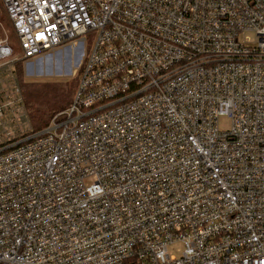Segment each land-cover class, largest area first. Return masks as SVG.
Here are the masks:
<instances>
[{"label":"built area","instance_id":"obj_1","mask_svg":"<svg viewBox=\"0 0 264 264\" xmlns=\"http://www.w3.org/2000/svg\"><path fill=\"white\" fill-rule=\"evenodd\" d=\"M2 1L82 75L0 138V264H264V0Z\"/></svg>","mask_w":264,"mask_h":264},{"label":"rangeland","instance_id":"obj_2","mask_svg":"<svg viewBox=\"0 0 264 264\" xmlns=\"http://www.w3.org/2000/svg\"><path fill=\"white\" fill-rule=\"evenodd\" d=\"M0 41L7 42L12 48L10 54L0 58V101H3L6 95L13 98L21 95L22 92L20 94L18 92V89L21 91V88L17 79L20 68L23 69L21 76L25 82L38 84L42 101L52 100V95L46 94V98L44 97L49 83H60L65 88H69L72 90L71 99L74 98L82 75L78 67L81 61L79 51L69 45H64L35 59L24 60L23 48L2 0H0ZM91 45L92 43H89L83 58L87 57ZM1 87H4L5 91ZM21 96L26 101L25 93ZM23 100H16L13 105L14 111L8 108L0 116V138H4L8 134H12L11 136L25 134L30 130L29 110ZM220 124L222 128H227L229 120L225 119Z\"/></svg>","mask_w":264,"mask_h":264},{"label":"trees","instance_id":"obj_3","mask_svg":"<svg viewBox=\"0 0 264 264\" xmlns=\"http://www.w3.org/2000/svg\"><path fill=\"white\" fill-rule=\"evenodd\" d=\"M21 71L23 72L22 68L19 70L17 79L22 94L25 93L26 101L23 100V102L29 110L28 114L30 130L22 136L14 138L12 141H16L24 136L30 135L45 128L49 124L51 117L58 111L68 107L73 100L71 99L72 90L65 88L60 83H49V86L45 90L44 97L46 94L49 96L52 95V100L46 102L45 100L42 101V97L40 96L41 90L37 86L38 84L33 82H25L24 78L21 76Z\"/></svg>","mask_w":264,"mask_h":264}]
</instances>
